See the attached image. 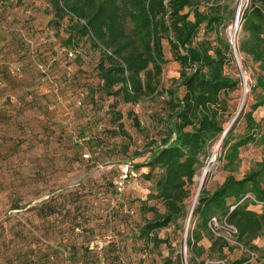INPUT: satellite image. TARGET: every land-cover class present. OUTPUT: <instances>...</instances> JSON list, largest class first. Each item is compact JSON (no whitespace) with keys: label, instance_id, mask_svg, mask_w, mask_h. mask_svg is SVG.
Returning a JSON list of instances; mask_svg holds the SVG:
<instances>
[{"label":"rangeland","instance_id":"obj_1","mask_svg":"<svg viewBox=\"0 0 264 264\" xmlns=\"http://www.w3.org/2000/svg\"><path fill=\"white\" fill-rule=\"evenodd\" d=\"M61 1L64 17L50 0L0 6V264H53L72 246L81 260L88 257L84 246L98 252L92 264H105V248L108 263L116 264L115 241L131 264H264V228L251 242L239 232H223L231 240H222L192 212L201 193L197 177L205 174L203 189L210 193L229 174L241 178L264 159V90L255 86L260 71L264 79V0ZM185 21L193 26V46L206 40L211 49L182 44L177 26ZM103 44L137 65L127 73L137 88L135 103L111 108L114 98L98 92L92 101L89 84L98 82ZM205 75L219 80L203 87L198 78ZM222 75L229 85H220ZM182 106L190 116L232 126L233 139L223 149L224 130L207 142L184 215L155 231L166 241L145 248L133 237L136 224L154 215L149 206L166 210L161 199L148 197L158 169L149 179L150 167L136 166L138 175L118 189L120 166L144 162L171 135L172 115ZM247 112L256 139L238 147L229 163L228 146L251 129ZM243 204L264 214V203L251 195ZM193 229L201 237L190 247ZM97 240L104 241L100 250Z\"/></svg>","mask_w":264,"mask_h":264},{"label":"trees","instance_id":"obj_2","mask_svg":"<svg viewBox=\"0 0 264 264\" xmlns=\"http://www.w3.org/2000/svg\"><path fill=\"white\" fill-rule=\"evenodd\" d=\"M3 2L4 0H1L0 6ZM50 2L54 7L56 16L64 17V14H67L61 0H50ZM189 23L190 21H185L177 26L178 32L182 36V44H188L189 48L211 49L206 40L198 41L193 46L192 42L195 34L193 35V26ZM157 46L158 50H160L159 55H162L163 52L160 49V44H157ZM116 53L115 50H111L106 44L99 46V56L95 65L98 82L96 84H89L92 101L94 102L93 97L96 92L100 96H111L114 98V101L110 103L111 108L121 102L135 103L137 101V88L130 82L127 74L128 71L135 70L137 65L134 62L132 64L123 62L118 56L119 54ZM206 72L209 73L210 71L207 69ZM221 78L220 85L226 86L231 82L224 76ZM190 80L191 78L185 84L191 83ZM218 80H213L212 76L207 75L203 78H198L200 85L203 87H212ZM255 86L264 90V79L261 76V71L257 76ZM199 95L205 96L202 92ZM222 101L224 102L223 99ZM262 101L261 99L253 104V107L261 106ZM120 117L121 114H119L117 120ZM246 121L247 127L251 128L250 131L238 135L236 140L228 146L227 152H225V157L229 160V163H232V159L236 157L238 147L256 139L258 132H255V128H253L256 124L251 116V112L246 113ZM221 122L222 120H217L216 118L200 119L199 116H190L187 112V107L182 106L172 115L170 124L171 135L161 138L158 144L150 148L148 150L149 156L144 162L140 164L131 162L137 175L138 170L136 166L150 167L149 171L144 174L149 179L152 177L151 171L155 168L158 169L154 180L155 192H150L148 197L161 199L166 205V210L163 213H158L154 206H149L147 210L153 211L154 215L151 218H144L143 222L136 224L138 233L133 237L143 240L145 248H148L149 242L157 246L159 243L166 241V239L159 238L155 231L166 227L169 223L184 215L183 200L188 194L187 187L192 182V177L196 167L199 165L200 156L204 151L205 145L225 130ZM118 126L122 128L121 122H119ZM231 131L232 126L226 131V137L222 138L223 149L233 139ZM260 137L264 142V132ZM256 164V167L248 170L241 178H236L232 174H229L210 193L202 187L197 205L192 209V212L203 219V224L206 220L207 230V220L212 215H215V213H219V218L226 216L227 221L237 227L239 238L244 239L246 242H251L264 228V214H257L254 211L247 210L245 204H243L247 195L253 197L254 203H264V186L262 185V181L264 180V159L258 161ZM132 177L135 176L129 178ZM82 229L84 228L82 227ZM209 232L211 233V231ZM200 237V231L193 229L187 238V245L190 247L196 246ZM215 237L224 240L220 236ZM110 245H113L116 249L111 254L116 264L126 262L122 260L121 254L118 252V243L115 241ZM76 249V246L68 247L64 252V256H66L64 259L82 261L78 264H92L90 262L92 256L97 257L98 254L96 252L97 254L95 253V255L94 249L92 250V248L84 246L83 255L87 254L88 257L82 256L81 260ZM95 250H97L96 247ZM104 251L105 248L100 252L103 263L110 264L108 263V255ZM240 262L241 260H237L236 263Z\"/></svg>","mask_w":264,"mask_h":264},{"label":"built area","instance_id":"obj_3","mask_svg":"<svg viewBox=\"0 0 264 264\" xmlns=\"http://www.w3.org/2000/svg\"><path fill=\"white\" fill-rule=\"evenodd\" d=\"M1 2V0H0ZM68 55L72 56L73 52L69 51ZM137 173L135 172L133 168V164L131 162H125L123 165L120 166V174L118 176V181H117V187L118 189H122L124 182L131 176H136ZM233 208V207H232ZM207 228L211 233H213L216 236H220L224 239L231 240L227 236L223 234V232L228 233L230 236H237L238 230L237 228L229 223L225 217L219 218L216 215H212L209 217L207 220ZM234 241V240H232ZM104 241L103 240H97L95 242V247L97 250H100L103 247ZM252 258V256H251ZM122 264H130L127 262H123Z\"/></svg>","mask_w":264,"mask_h":264},{"label":"crops","instance_id":"obj_4","mask_svg":"<svg viewBox=\"0 0 264 264\" xmlns=\"http://www.w3.org/2000/svg\"><path fill=\"white\" fill-rule=\"evenodd\" d=\"M78 263H80V261L73 260V259H69V260L62 259L60 261H54L53 264H78Z\"/></svg>","mask_w":264,"mask_h":264},{"label":"bare ground","instance_id":"obj_5","mask_svg":"<svg viewBox=\"0 0 264 264\" xmlns=\"http://www.w3.org/2000/svg\"><path fill=\"white\" fill-rule=\"evenodd\" d=\"M206 172V171H205ZM204 172V173H205ZM207 174V173H206ZM205 174L201 175L200 177H197L196 179L198 180L199 184L202 182V180L204 179ZM198 193H199V187H198Z\"/></svg>","mask_w":264,"mask_h":264},{"label":"water","instance_id":"obj_6","mask_svg":"<svg viewBox=\"0 0 264 264\" xmlns=\"http://www.w3.org/2000/svg\"><path fill=\"white\" fill-rule=\"evenodd\" d=\"M227 130H228V128L225 129L224 133H226ZM203 185H204V181L201 182V184L199 186V191L202 189Z\"/></svg>","mask_w":264,"mask_h":264}]
</instances>
